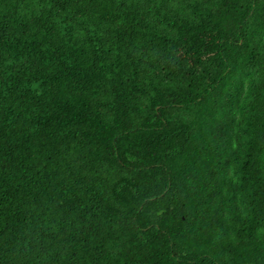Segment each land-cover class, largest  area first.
<instances>
[{"label":"trees","instance_id":"obj_1","mask_svg":"<svg viewBox=\"0 0 264 264\" xmlns=\"http://www.w3.org/2000/svg\"><path fill=\"white\" fill-rule=\"evenodd\" d=\"M0 264H264V0H0Z\"/></svg>","mask_w":264,"mask_h":264}]
</instances>
